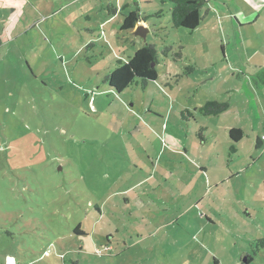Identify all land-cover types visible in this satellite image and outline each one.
I'll use <instances>...</instances> for the list:
<instances>
[{"label": "rangeland", "instance_id": "1", "mask_svg": "<svg viewBox=\"0 0 264 264\" xmlns=\"http://www.w3.org/2000/svg\"><path fill=\"white\" fill-rule=\"evenodd\" d=\"M0 1V264H264V0H206L193 31L169 0ZM150 44L156 81L111 90Z\"/></svg>", "mask_w": 264, "mask_h": 264}, {"label": "trees", "instance_id": "2", "mask_svg": "<svg viewBox=\"0 0 264 264\" xmlns=\"http://www.w3.org/2000/svg\"><path fill=\"white\" fill-rule=\"evenodd\" d=\"M169 2L172 4L170 19L174 28L193 31L200 25L202 20L201 10L206 4V0H169ZM115 11L116 10L112 8L113 14H115ZM147 18L148 17H141L138 10L130 12L128 15L123 16L121 31L131 33L140 21L145 22ZM156 56L157 51L154 45L150 44L135 51V53L125 61L116 58L113 69L105 77L104 82L117 94H121L126 88L133 84H140L142 89H144L148 82H155L157 79L155 66L158 64V61ZM261 74L262 76L260 77L263 78L264 72L262 71ZM228 108V103L210 101L205 103L198 110L203 116H218L227 111ZM184 114L190 117L192 116L189 111H184L181 113L182 118ZM203 130L204 129L201 128L199 133ZM228 136L231 141L229 154L233 156L237 153L235 144L242 140L244 132L240 129L231 128L228 131ZM262 142L264 143V140H262L261 137L260 139L258 138L256 148H260V143ZM74 233L76 235H81L79 226L76 227ZM258 243L261 244V247H264V239L259 240ZM252 260L251 257H247L246 263L248 264ZM214 264H217L216 260H214Z\"/></svg>", "mask_w": 264, "mask_h": 264}, {"label": "water", "instance_id": "3", "mask_svg": "<svg viewBox=\"0 0 264 264\" xmlns=\"http://www.w3.org/2000/svg\"><path fill=\"white\" fill-rule=\"evenodd\" d=\"M131 33L134 35V36H137V37H140V38H143L145 39L146 38V35L148 34V29L144 27V22L143 21H140L137 26L134 27V30L131 31ZM243 262L246 263L247 262V257H245L243 259Z\"/></svg>", "mask_w": 264, "mask_h": 264}, {"label": "crops", "instance_id": "4", "mask_svg": "<svg viewBox=\"0 0 264 264\" xmlns=\"http://www.w3.org/2000/svg\"><path fill=\"white\" fill-rule=\"evenodd\" d=\"M0 3H1V1H0ZM7 5H8V4H6V6H7ZM11 25H12V23H10V24H9V27H10ZM9 27H8V28H9ZM144 27L148 29V27H147V24H146V23H144ZM148 34H149V31H148ZM148 34H147V35H148ZM86 42H87V40L85 41V43H86ZM89 44H91V45H92L93 43H89ZM114 59H116V58H114ZM118 59H119V58H118ZM242 140H243V138H242ZM257 140H258V138L256 139V143H255V149H261V148L263 147L264 143H263V142H262V143H260V144H261V145H260V148H256V147H257ZM238 143H239V142H238ZM228 168H229V167H228ZM229 170H231V169L229 168ZM223 180H225V178H224ZM223 180H222V181H223Z\"/></svg>", "mask_w": 264, "mask_h": 264}, {"label": "built area", "instance_id": "5", "mask_svg": "<svg viewBox=\"0 0 264 264\" xmlns=\"http://www.w3.org/2000/svg\"><path fill=\"white\" fill-rule=\"evenodd\" d=\"M261 139L264 140V136H261ZM47 253H46V255H47ZM4 264H15V261L11 257H6Z\"/></svg>", "mask_w": 264, "mask_h": 264}]
</instances>
